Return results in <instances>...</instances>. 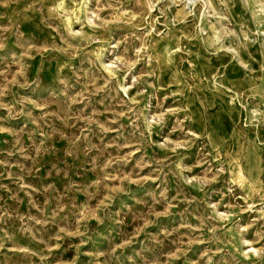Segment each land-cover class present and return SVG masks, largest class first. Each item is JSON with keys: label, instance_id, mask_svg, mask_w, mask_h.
<instances>
[{"label": "rangeland", "instance_id": "1", "mask_svg": "<svg viewBox=\"0 0 264 264\" xmlns=\"http://www.w3.org/2000/svg\"><path fill=\"white\" fill-rule=\"evenodd\" d=\"M0 264H264V0H0Z\"/></svg>", "mask_w": 264, "mask_h": 264}]
</instances>
